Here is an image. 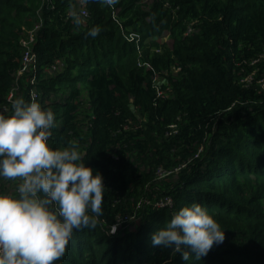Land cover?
Returning a JSON list of instances; mask_svg holds the SVG:
<instances>
[{
    "label": "trees",
    "instance_id": "16d2710c",
    "mask_svg": "<svg viewBox=\"0 0 264 264\" xmlns=\"http://www.w3.org/2000/svg\"><path fill=\"white\" fill-rule=\"evenodd\" d=\"M13 89L107 188L54 264H264V0H0L2 114ZM192 202L225 239L185 261L151 234Z\"/></svg>",
    "mask_w": 264,
    "mask_h": 264
},
{
    "label": "clouds",
    "instance_id": "9594fccd",
    "mask_svg": "<svg viewBox=\"0 0 264 264\" xmlns=\"http://www.w3.org/2000/svg\"><path fill=\"white\" fill-rule=\"evenodd\" d=\"M11 104L10 115L0 113V178L17 184L14 194L0 192V264H54L74 230L96 226L107 188L78 144H50L56 126L51 108L23 96ZM117 227L112 224L111 233ZM224 239L225 229L196 202L174 211L151 234L153 246L170 248L185 261L201 260Z\"/></svg>",
    "mask_w": 264,
    "mask_h": 264
},
{
    "label": "built area",
    "instance_id": "2783aa9c",
    "mask_svg": "<svg viewBox=\"0 0 264 264\" xmlns=\"http://www.w3.org/2000/svg\"><path fill=\"white\" fill-rule=\"evenodd\" d=\"M85 13V12H84ZM36 29V28H35ZM34 30L29 32V40L23 41V45L26 46L28 49L25 52L24 59H23V68L20 70V74L27 71L30 66L32 65L34 61V56L30 54V45L34 42V36H33ZM34 82V80H32ZM15 89L11 91V93L8 96V100L11 101L14 97ZM39 98V94L36 91L31 92V101L35 100L37 102V99Z\"/></svg>",
    "mask_w": 264,
    "mask_h": 264
},
{
    "label": "rangeland",
    "instance_id": "374dc122",
    "mask_svg": "<svg viewBox=\"0 0 264 264\" xmlns=\"http://www.w3.org/2000/svg\"><path fill=\"white\" fill-rule=\"evenodd\" d=\"M164 42H166L169 46L172 45V42H171V40L169 39V37H168V38H165V39H164Z\"/></svg>",
    "mask_w": 264,
    "mask_h": 264
}]
</instances>
